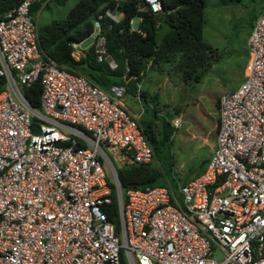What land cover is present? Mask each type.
Masks as SVG:
<instances>
[{"label": "built area", "instance_id": "built-area-1", "mask_svg": "<svg viewBox=\"0 0 264 264\" xmlns=\"http://www.w3.org/2000/svg\"><path fill=\"white\" fill-rule=\"evenodd\" d=\"M35 1L0 18V264H264V6L241 81L218 94L204 168L176 190L128 188L125 201L120 190L119 237L101 209L115 181L100 149L122 164L150 161L152 147L122 84L103 89L41 54ZM113 1L90 32L95 59L110 67L103 21L117 22L125 0ZM131 1L161 13L160 0ZM70 55H82L78 42ZM34 81L38 107L23 91Z\"/></svg>", "mask_w": 264, "mask_h": 264}, {"label": "trees", "instance_id": "trees-1", "mask_svg": "<svg viewBox=\"0 0 264 264\" xmlns=\"http://www.w3.org/2000/svg\"><path fill=\"white\" fill-rule=\"evenodd\" d=\"M40 1L37 0L31 5L32 18L40 6ZM231 1L238 0H216L219 4ZM17 2L18 0H0V18ZM113 2V0H76L63 18L52 19L48 23L36 26V37L43 56L50 57L57 64L82 74L103 89H107L111 83H117L124 86L126 94L139 96L143 112L137 117V121L152 147L153 154L151 160L147 162L114 164L122 200L125 201V190L128 188L167 185L176 190L178 183L185 182L199 173L204 168L208 156L201 159L195 173L188 179L181 180L173 175L170 154L171 137L175 128L176 133L188 132L184 109L190 106L192 101L208 114L217 115L218 95H215L211 108L204 99L199 101L191 97L178 109L158 111L137 90V84L144 76L146 69H155L168 77L175 76L183 83V89H189L201 80L211 64L219 57V52L202 37L206 0H160L161 12H164L169 27L158 45L155 44L154 33L160 25L161 13L139 11L133 1L125 0L120 1L123 15L117 22L109 23L106 19L103 21L106 52L115 61V66L110 67L105 60L97 61L92 44L85 48L79 58L74 59L70 55L71 42H78L88 36L92 30L93 18L105 7H111ZM133 16L139 18L134 28L129 23ZM127 71L130 76L124 79ZM23 91L29 103L38 107L39 82H32L25 86ZM217 92L219 94L223 91ZM194 105H191L193 109ZM175 118L180 119L179 126L175 124ZM172 141L175 146V139L173 138ZM100 145L103 147L102 144ZM176 148H178L177 145ZM207 148L211 147L207 146ZM99 158L101 159L100 156ZM109 184L111 200L101 204V209L106 213L108 220L119 224L115 189L111 181Z\"/></svg>", "mask_w": 264, "mask_h": 264}, {"label": "rangeland", "instance_id": "rangeland-1", "mask_svg": "<svg viewBox=\"0 0 264 264\" xmlns=\"http://www.w3.org/2000/svg\"><path fill=\"white\" fill-rule=\"evenodd\" d=\"M75 1L41 0L39 8L34 13L36 26L48 23L52 19L63 18ZM263 6L264 0H238L226 4H219L216 0H206L201 33L207 42L217 48L219 57L211 64L201 80L194 83L189 89H183V83L175 76L168 77L167 82L161 81L158 86L151 87L149 89L151 97L154 88L158 94L155 101L149 96L154 108L159 111H166L170 108L178 109L187 103L191 97V99H198L199 101L204 99L208 107L211 108L215 95H218L217 91L221 92L237 86L241 81L243 67L247 59V36ZM138 20V16H133L130 19V26L134 28ZM91 42L92 36L89 34L80 40L79 44L87 47ZM141 81L137 84V90L140 92L145 85V81ZM150 82L156 83L155 79H150ZM196 91L198 92L194 95ZM123 100L131 108L137 109L139 107L138 102L130 94L125 93ZM194 104L195 102L192 101L190 106ZM190 106L184 109L185 125L188 132L176 133L175 128L171 137L170 154L173 175L181 180L192 176L201 159L210 153L217 124V115L208 114L196 105H194V109L193 106H191L192 109ZM174 120L179 125L181 124L179 118ZM177 123L175 124L177 125ZM173 138L178 148L176 145L174 146ZM207 146L211 148H207ZM106 153L110 156L113 166L114 164H121V160L113 158L109 151ZM105 166L107 167L106 160ZM114 230L120 237L119 224H114Z\"/></svg>", "mask_w": 264, "mask_h": 264}, {"label": "crops", "instance_id": "crops-1", "mask_svg": "<svg viewBox=\"0 0 264 264\" xmlns=\"http://www.w3.org/2000/svg\"><path fill=\"white\" fill-rule=\"evenodd\" d=\"M79 42L80 41H78V47L81 49V51H82V54H83V52H84V50H85V48L86 47H83V46H81L80 44H79ZM148 66V65H147ZM150 79H155V81H156V83H154L153 84V82H150ZM142 81L144 80L145 81V85L143 86V90H142V92H141V94L143 95V96H145L146 97V99L148 100V101H150V98H149V96L151 97V94H149V89L151 88V87H155V86H158L159 85V82H161V81H163V83L164 82H167L166 80H168V76H166L165 74H162V73H160V72H157L155 69H151V68H147L146 69V71H145V74H144V76L142 77V79H141ZM141 81V82H142ZM140 82V83H141ZM139 83V82H138ZM156 88H154V90L152 91V97H151V99H153L154 101H155V97L156 96H158V94H156ZM131 95V94H130ZM132 98H134V100L136 101V102H138V104H139V107L137 108V109H135L134 107L133 108H131V107H129V106H127L126 104H125V102H124V100H123V102H124V105H125V107L127 108V110L128 111H131L133 114H135V115H137V117H139L140 116V113H142L143 112V108H142V106H141V103H140V99H139V96L138 95H132ZM152 101V100H151ZM150 101V102H151ZM156 103H157V101H156ZM135 105V104H134ZM159 111V110H158ZM175 123H177V122H175ZM177 125H179V123H177Z\"/></svg>", "mask_w": 264, "mask_h": 264}, {"label": "water", "instance_id": "water-1", "mask_svg": "<svg viewBox=\"0 0 264 264\" xmlns=\"http://www.w3.org/2000/svg\"><path fill=\"white\" fill-rule=\"evenodd\" d=\"M159 23H160V25L157 27V29H156V31L154 33V41H155L156 45H158L161 42L164 32L169 27L168 22L165 20L164 12H161V14H160ZM129 76H130V73L127 71L125 73V75H124V79L129 78ZM100 153H101L102 157L106 160V162L109 164V166H110V168H111V170L113 172L114 181H115L114 182L115 194H116V198L118 200H120V198H121L120 187H119V184H118V179H117V176H116L115 168L112 165L109 157L105 154V152L102 149H100Z\"/></svg>", "mask_w": 264, "mask_h": 264}, {"label": "bare ground", "instance_id": "bare-ground-1", "mask_svg": "<svg viewBox=\"0 0 264 264\" xmlns=\"http://www.w3.org/2000/svg\"><path fill=\"white\" fill-rule=\"evenodd\" d=\"M178 126V125H177Z\"/></svg>", "mask_w": 264, "mask_h": 264}]
</instances>
